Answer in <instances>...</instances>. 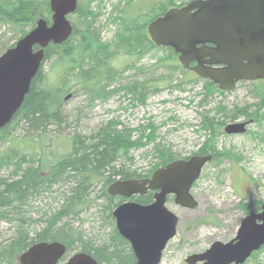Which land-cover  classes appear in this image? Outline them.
Returning <instances> with one entry per match:
<instances>
[{
	"label": "trees",
	"instance_id": "1",
	"mask_svg": "<svg viewBox=\"0 0 264 264\" xmlns=\"http://www.w3.org/2000/svg\"><path fill=\"white\" fill-rule=\"evenodd\" d=\"M48 1L0 0V25H11L19 32L11 45H0V53L31 29L39 17L49 22ZM106 1L109 0H77L76 8L69 16L71 34L65 42L58 45L50 43L44 48L40 68L32 78L20 107L10 122L0 128V146H4L0 150V170L4 168L7 171L0 174V220L14 226L13 235L0 245V264H19L18 255L40 241L62 242L66 246L62 260L75 251H82L90 254L98 264H132L134 255L128 242L116 230L111 215L123 198L109 195L107 186L117 179L148 177L154 169L178 158L164 145L156 144L152 155L157 161L153 167L146 173L137 172L131 168L129 151L138 142L131 140L130 132L110 125L101 126L89 134L70 133L68 150L59 154L50 153L45 148L49 133L56 131L61 134L69 124L64 104L66 92L73 85L78 91L88 93L93 102L97 98L105 99L117 90L143 100L148 86L152 92H157L163 86L175 88L192 81L184 77L186 80L175 85L168 76L148 81L132 79L106 90L122 78V71L135 68L147 51L160 48L148 38L149 21L168 8L183 5L186 0L109 1L105 20L113 24V33L102 39L97 21L99 10L105 9ZM160 49L170 53L157 57L159 65H167L173 71L180 70L182 76L192 74L188 70L183 72L176 60L168 63L176 57L171 49ZM46 61L51 63L48 71L43 72ZM195 79L203 83L201 102L213 93H226L209 80ZM250 84L256 97L250 108H235L231 112H225L219 106L202 109L201 124L208 135L196 154H212L213 164H217L219 158H231L224 150L216 149V136L223 133L227 118L233 121L243 117L258 124L264 122V79ZM17 132L20 136L14 137ZM150 136L149 141L153 139ZM53 186L58 188L60 195L57 205L42 212L40 218L28 216L32 199L50 191ZM132 200L149 203L152 193L136 195ZM93 206L97 208L99 229L96 234L82 228L84 219L81 215ZM237 207L245 213L258 209L244 198ZM36 223L41 224L35 226Z\"/></svg>",
	"mask_w": 264,
	"mask_h": 264
},
{
	"label": "water",
	"instance_id": "2",
	"mask_svg": "<svg viewBox=\"0 0 264 264\" xmlns=\"http://www.w3.org/2000/svg\"><path fill=\"white\" fill-rule=\"evenodd\" d=\"M77 0H49L50 23L39 17L34 27L0 54V128L20 107L49 44H61L72 31L67 15ZM157 46L170 47L183 67L210 80L222 91L239 81L264 78V0H191L168 9L147 26ZM36 47V48H34ZM194 62L192 66L190 63ZM246 121L223 127L226 134H240ZM211 154L192 155L170 161L143 179L116 180L109 195L130 198L153 190L152 201L142 204L125 200L112 211L115 228L131 248L132 264H158L166 243L176 234L178 217L165 203L168 196L181 207L193 209L197 201L190 190ZM264 245V203L258 212L249 211L234 237L214 241L200 253L186 257L188 264H242ZM66 246L59 241L31 244L18 256L19 264H58ZM63 264H98L88 253L71 254Z\"/></svg>",
	"mask_w": 264,
	"mask_h": 264
},
{
	"label": "rangeland",
	"instance_id": "3",
	"mask_svg": "<svg viewBox=\"0 0 264 264\" xmlns=\"http://www.w3.org/2000/svg\"><path fill=\"white\" fill-rule=\"evenodd\" d=\"M109 1H106L105 9L99 10L97 23L102 39L113 33V24L105 20ZM18 33L11 25H0L1 47L2 44L11 45ZM169 53L166 49H150L135 68L122 71V78L106 90L132 79L148 81L168 76L175 85L186 80L184 77L191 78L192 81L175 88L163 86L157 92H152L151 86H148L147 96L143 100H136L123 90H117L109 97L97 98L93 102L90 101L88 93L78 91L73 85L68 91L71 97L64 104L69 124L61 134L56 131L49 133L47 140L45 139L46 150L55 155L59 154L68 150L70 133L76 131L89 134L101 126L110 125L117 130L130 132L131 140L138 142L129 151L132 157L131 168L146 173L157 161L152 155L156 144L164 145L176 157L184 158L196 153L208 135L201 124L202 109L219 106L225 112H231L235 108H250L255 103L252 86L245 81L238 82L232 91L223 95L213 93L201 102L202 80L195 79L193 73L182 76L180 70L173 71L169 66L156 62L157 57ZM173 61L175 59H170L168 63L172 64ZM50 63L46 61L43 64V72L48 71ZM141 65L144 67L139 68ZM182 70L186 71L183 68ZM229 122L232 120L227 118L225 123ZM18 134L19 132L14 134V137H19ZM150 135L153 141H149ZM216 137V149L224 150L231 158H219L217 164L209 162L203 166L191 189L197 201L195 208H184L171 198L167 200L166 206L178 216V223L176 234L168 241L159 264H187L184 259L188 255L202 252L213 241H228L234 236L244 216L242 209L237 207L241 199L244 198L257 207L264 202V122L250 123L243 134L222 133ZM3 147L0 146V150ZM6 172L4 168L0 170L2 175ZM59 196L58 188L51 187L50 191L32 199L27 215L33 219L38 218L42 212L57 205ZM96 211V206H93L81 215L84 219L82 228L90 234H96L99 229ZM40 224L36 223L35 226ZM13 231L14 226L10 222L0 220V245L13 235ZM244 264H264V249Z\"/></svg>",
	"mask_w": 264,
	"mask_h": 264
},
{
	"label": "flooded vegetation",
	"instance_id": "4",
	"mask_svg": "<svg viewBox=\"0 0 264 264\" xmlns=\"http://www.w3.org/2000/svg\"><path fill=\"white\" fill-rule=\"evenodd\" d=\"M244 119V118H243ZM245 120V119H244ZM247 121H249L250 123H253V120L252 119H246ZM249 123V124H250ZM250 211V210H249ZM256 211H259V210H256ZM244 212V211H243ZM245 213V212H244ZM260 252V251H259Z\"/></svg>",
	"mask_w": 264,
	"mask_h": 264
},
{
	"label": "bare ground",
	"instance_id": "5",
	"mask_svg": "<svg viewBox=\"0 0 264 264\" xmlns=\"http://www.w3.org/2000/svg\"><path fill=\"white\" fill-rule=\"evenodd\" d=\"M33 27H34V26H33ZM33 27H32V28H33ZM32 28H31V29H32ZM31 29H29L28 31H30ZM28 31H27V32H28ZM27 32H26V33H27ZM26 33H25V34H26ZM25 34H24V35H25ZM24 35H23V36H24ZM21 37H22V36H21ZM21 37H20V38H21Z\"/></svg>",
	"mask_w": 264,
	"mask_h": 264
}]
</instances>
